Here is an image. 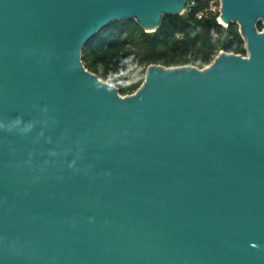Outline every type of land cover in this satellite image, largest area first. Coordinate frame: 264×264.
I'll return each mask as SVG.
<instances>
[{
  "label": "water",
  "instance_id": "95a60500",
  "mask_svg": "<svg viewBox=\"0 0 264 264\" xmlns=\"http://www.w3.org/2000/svg\"><path fill=\"white\" fill-rule=\"evenodd\" d=\"M188 1L0 0V264H264V0H221L246 54L132 93L82 59Z\"/></svg>",
  "mask_w": 264,
  "mask_h": 264
},
{
  "label": "trees",
  "instance_id": "16d2710c",
  "mask_svg": "<svg viewBox=\"0 0 264 264\" xmlns=\"http://www.w3.org/2000/svg\"><path fill=\"white\" fill-rule=\"evenodd\" d=\"M219 14L211 0H189L181 14H165L156 30L147 31L135 18L113 20L85 43L82 59L127 94L141 85L151 63L203 67L221 50L246 54L239 23L224 24Z\"/></svg>",
  "mask_w": 264,
  "mask_h": 264
},
{
  "label": "rangeland",
  "instance_id": "374dc122",
  "mask_svg": "<svg viewBox=\"0 0 264 264\" xmlns=\"http://www.w3.org/2000/svg\"><path fill=\"white\" fill-rule=\"evenodd\" d=\"M212 4H213V8H218L220 9L221 6V0H211ZM104 80L112 82L110 79V76L106 75V76H101Z\"/></svg>",
  "mask_w": 264,
  "mask_h": 264
}]
</instances>
